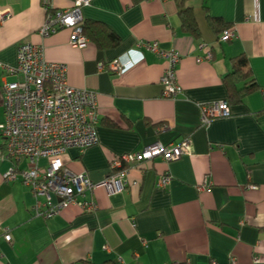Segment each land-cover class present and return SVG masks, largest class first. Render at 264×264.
Listing matches in <instances>:
<instances>
[{
  "label": "crops",
  "instance_id": "obj_1",
  "mask_svg": "<svg viewBox=\"0 0 264 264\" xmlns=\"http://www.w3.org/2000/svg\"><path fill=\"white\" fill-rule=\"evenodd\" d=\"M46 2L53 8L74 5V0H0V8L11 11L0 23V61L15 66L18 44L28 39L42 44L48 59L67 64L72 85L98 91L99 141L85 150L70 147L65 164L101 183L117 154L187 135L192 151L131 166L129 179L136 184L115 194L104 186L87 193L98 203L96 211L70 206L52 218L35 215L34 195L20 178L4 181L13 159L0 157V264H229L232 255L238 264H264V0H188L198 36L183 29L178 0H90L78 13L106 22L120 35L109 47L91 39L74 46L67 27L42 35ZM209 16L231 23L236 35L219 38ZM141 39L181 52L177 75L183 89L175 97L162 94L166 58L146 47L140 48L144 58L124 72L100 67ZM201 43L211 49L210 59L198 60L205 55ZM241 51L250 57L260 89L202 124V104L228 99L224 76ZM16 78L0 67V122L2 84ZM5 145L0 133V155ZM162 173L172 179L159 187ZM206 175L210 187L200 191Z\"/></svg>",
  "mask_w": 264,
  "mask_h": 264
},
{
  "label": "built area",
  "instance_id": "obj_2",
  "mask_svg": "<svg viewBox=\"0 0 264 264\" xmlns=\"http://www.w3.org/2000/svg\"><path fill=\"white\" fill-rule=\"evenodd\" d=\"M90 0H74L67 8H53L46 2L47 17L39 32L46 36L61 28H70V42L74 46H85L89 37L83 32L80 7ZM11 11L0 8V23ZM234 28H226L221 39L236 35ZM146 47L166 58L167 65L160 78L163 96L175 97L182 91L178 81V65L181 52L175 48L165 49L157 40L141 39L126 54L108 63L101 62L115 72H124L144 58L140 50ZM205 55L211 58V49L201 43ZM138 52L133 57L132 54ZM0 67L13 72L18 78L6 80L2 84L4 93L5 118L0 122V133L6 138L1 158L13 159V163L3 173L4 181L12 182L18 178L32 191L35 215L52 218L70 206H77L83 212H94L99 206L96 200L87 199V193H93L98 186H104L110 194L120 193L127 186L136 184L130 181L131 166L146 160L161 157L166 161L174 160L192 151V136L187 135L180 141L165 144L157 141L141 149L117 154L111 161L112 172L101 183H94L85 171H74L63 160V154L70 147L81 150L97 144L98 91L86 86L72 85L68 80V66L63 61L48 59L44 46L28 39L18 44V62L15 66L0 61ZM229 113V101L223 99L202 104V124H207L214 116ZM46 163L42 164V159ZM25 166L19 165L23 160ZM172 179L168 173H162L157 186L163 187ZM206 175L198 186L205 190L210 187ZM256 189L257 186H251ZM6 231L5 239L11 241ZM258 261L259 257H255ZM213 264H217L213 262ZM229 264H238L236 256H230Z\"/></svg>",
  "mask_w": 264,
  "mask_h": 264
},
{
  "label": "trees",
  "instance_id": "obj_3",
  "mask_svg": "<svg viewBox=\"0 0 264 264\" xmlns=\"http://www.w3.org/2000/svg\"><path fill=\"white\" fill-rule=\"evenodd\" d=\"M188 0H178L179 12L182 20V27L185 31H190L194 35H199V27L196 22V17L191 5L186 4ZM210 22L221 33L226 28H231L229 22L224 21L217 16H209ZM83 32L94 41L99 47H109L117 44L120 41V35L106 22L95 19H82L81 21ZM232 67L224 76V82L228 90V101H242L246 96L260 89V84L257 81L254 70L251 65V60L248 54L241 51L231 57ZM84 264H95L89 260H85ZM100 264H115L113 261H106Z\"/></svg>",
  "mask_w": 264,
  "mask_h": 264
}]
</instances>
